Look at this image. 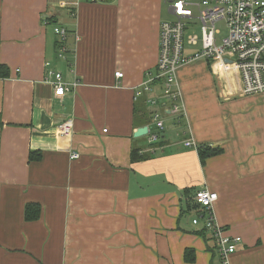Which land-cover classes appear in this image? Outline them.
Segmentation results:
<instances>
[{
	"label": "crops",
	"instance_id": "crops-1",
	"mask_svg": "<svg viewBox=\"0 0 264 264\" xmlns=\"http://www.w3.org/2000/svg\"><path fill=\"white\" fill-rule=\"evenodd\" d=\"M164 4L172 17L165 0H0V264H220L194 202L205 189L218 194L219 224L242 238L230 264H264V94L230 93L228 77L198 61L177 74L180 116L164 99L149 105L152 94L135 100L156 77L161 23L174 20ZM56 28L69 32L70 58ZM51 72L79 84L58 98ZM154 112L159 139L135 137L156 133ZM189 140L223 153L202 164ZM135 150L148 157L133 162ZM28 204L40 206L36 221Z\"/></svg>",
	"mask_w": 264,
	"mask_h": 264
},
{
	"label": "built area",
	"instance_id": "built-area-1",
	"mask_svg": "<svg viewBox=\"0 0 264 264\" xmlns=\"http://www.w3.org/2000/svg\"><path fill=\"white\" fill-rule=\"evenodd\" d=\"M165 1L169 4L174 20L161 23L156 77L154 82H145L136 90L135 100L147 93L152 94L149 105L161 106L160 100L164 99L172 103L171 112L180 116L182 109L178 102L182 96L177 74L182 67L198 61L210 62L215 68L218 67L216 71L228 77L230 93L264 94V0H200L199 3L190 0ZM220 22H224L227 28L225 36L218 28ZM198 25L201 38L194 31ZM55 33L61 39L59 50L63 58L67 53L63 42L67 40L69 32L64 28H56ZM50 75L58 98H63L73 90L72 87L79 84H67L59 72H51ZM115 76L123 78L124 74L117 72ZM155 82L162 87L161 96L155 95ZM154 113L152 117L156 133L148 134L151 142H156L159 132L164 130L161 114ZM73 127V120L68 119L59 124L57 129L61 136L67 137L73 134ZM184 145L186 148L198 149L197 144L190 140ZM78 158V154L71 156V159ZM217 201L218 194L207 189L194 195L195 204L204 214V227L214 242L222 264H230V256L237 250L242 238L227 234L219 224L215 212ZM193 223L198 225L199 219Z\"/></svg>",
	"mask_w": 264,
	"mask_h": 264
},
{
	"label": "trees",
	"instance_id": "trees-1",
	"mask_svg": "<svg viewBox=\"0 0 264 264\" xmlns=\"http://www.w3.org/2000/svg\"><path fill=\"white\" fill-rule=\"evenodd\" d=\"M208 63L210 64V62H208ZM8 75H9V69L6 66H0V78H7ZM142 97H140L138 99V101L140 99H142ZM147 103H148V101H147ZM140 111L141 110L137 109V107H136L135 113L136 114L137 113H141ZM143 114H144V116L146 118H148V116L150 115L146 111ZM161 133L162 132H159V134H158L159 137H160V134ZM198 149H199L198 152H199V156H200V159H201L202 164H205V162L208 159H210L212 157L219 156V155H221L223 153V150L220 149V148H212V147H206V146L200 147L199 146ZM139 153H140L139 150L138 151L135 150L133 152V154H132V161L133 162H140V161L145 160L146 157H148V156H144V155L143 156L142 155H139ZM40 159H41V155L39 153H37V152L36 153H34V152L30 153V161L33 162V161H38ZM25 213H26V219H27V221H36L39 218L40 213H41L40 206L37 205V204H28L26 206V212ZM226 233H227V231H226ZM216 252H217V249H216ZM190 253L191 254H194V252L188 251L186 253V261H188V262H191V260H192L191 257L189 256ZM217 255H218L219 261L221 262V259L219 257L218 252H217ZM220 264H222V262Z\"/></svg>",
	"mask_w": 264,
	"mask_h": 264
},
{
	"label": "rangeland",
	"instance_id": "rangeland-1",
	"mask_svg": "<svg viewBox=\"0 0 264 264\" xmlns=\"http://www.w3.org/2000/svg\"><path fill=\"white\" fill-rule=\"evenodd\" d=\"M200 2V0H198L196 3H199ZM195 9V11H197V8H194ZM164 15H165V17H166V19H171L172 17L168 14V7H167V5L166 4H164ZM218 28L220 29V30H222L223 31V36H225L226 34H227V28L225 27V23L224 22H220L219 24H218ZM194 31H195V34L199 37V38H201V30H200V25H198V26H195V28H194ZM60 38H58V40H59ZM61 41V39L59 40V42ZM66 41L65 42H63V44L64 45H66ZM200 47V46H199ZM199 47H198V49H199ZM59 49V48H58ZM191 50V49H190ZM65 56H67L68 58H70L69 57V55H70V53H65L64 54ZM58 58L60 59V60H62V61H64L63 59H61L59 56H58ZM159 91L162 93V87H160V89H159ZM156 113H158V114H160L159 112H155L154 114H156Z\"/></svg>",
	"mask_w": 264,
	"mask_h": 264
},
{
	"label": "water",
	"instance_id": "water-1",
	"mask_svg": "<svg viewBox=\"0 0 264 264\" xmlns=\"http://www.w3.org/2000/svg\"><path fill=\"white\" fill-rule=\"evenodd\" d=\"M149 127H142V128H139L138 130H137V132L135 133V137H143V136H146V135H148L149 134Z\"/></svg>",
	"mask_w": 264,
	"mask_h": 264
}]
</instances>
